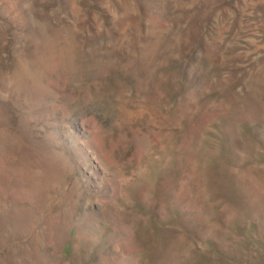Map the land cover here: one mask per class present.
Listing matches in <instances>:
<instances>
[{"label":"rangeland","instance_id":"obj_1","mask_svg":"<svg viewBox=\"0 0 264 264\" xmlns=\"http://www.w3.org/2000/svg\"><path fill=\"white\" fill-rule=\"evenodd\" d=\"M0 264H264V0H0Z\"/></svg>","mask_w":264,"mask_h":264}]
</instances>
